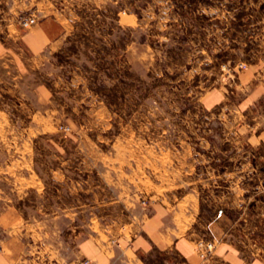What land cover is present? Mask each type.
Returning <instances> with one entry per match:
<instances>
[{
    "label": "rangeland",
    "instance_id": "rangeland-1",
    "mask_svg": "<svg viewBox=\"0 0 264 264\" xmlns=\"http://www.w3.org/2000/svg\"><path fill=\"white\" fill-rule=\"evenodd\" d=\"M46 15L63 36L25 55L20 36ZM263 55L264 0H0V239L22 264L75 258L86 236L106 245L109 264H129L121 236L160 202L149 180L160 156L175 168L176 150L159 146L176 144L220 73ZM232 153L238 178L200 197L213 225L194 231L264 257V159L245 167ZM161 254L137 253L180 263Z\"/></svg>",
    "mask_w": 264,
    "mask_h": 264
},
{
    "label": "crops",
    "instance_id": "crops-1",
    "mask_svg": "<svg viewBox=\"0 0 264 264\" xmlns=\"http://www.w3.org/2000/svg\"><path fill=\"white\" fill-rule=\"evenodd\" d=\"M64 32L61 20L43 16L22 33L20 47L25 55L34 57L57 42ZM150 65L143 64L144 70ZM244 65L239 69L235 64L232 70L220 73L215 84L200 94L202 109L184 114L185 126L176 144L159 146L176 150L175 168L170 169L172 158L164 161L160 156L157 172L151 173V189L160 202L153 204L150 215L142 223L129 225L128 238L121 236V252L124 256L127 252L133 255L129 264L132 259L134 264H146L137 253L147 255L153 250L164 257L171 254L178 262L188 264H264V257L247 251L233 240L209 242L194 231L197 225L205 228L213 225V220L201 222L200 197L204 194L215 197L221 191L216 182L238 178L239 171L231 168L232 151L240 152V164L245 167L253 166V159H264V55ZM44 124L43 128L50 129L55 123L49 118ZM164 164L169 168L164 169ZM199 240L212 245L205 262L196 250ZM75 242L76 259H88L92 264L110 263V251L98 239L86 236ZM16 253L6 238L0 239V264H22L24 259ZM48 258L49 264H71L75 260L71 255L55 252Z\"/></svg>",
    "mask_w": 264,
    "mask_h": 264
},
{
    "label": "built area",
    "instance_id": "built-area-1",
    "mask_svg": "<svg viewBox=\"0 0 264 264\" xmlns=\"http://www.w3.org/2000/svg\"><path fill=\"white\" fill-rule=\"evenodd\" d=\"M34 23H35V18L32 17L29 20L25 21L23 24L26 26V25H31V24H34ZM244 67H245V65L243 63L238 64V68L239 69H242ZM221 212H222V210L219 209L218 213L220 214ZM196 250H197V253L199 254V256L205 262L207 260L208 256H209V253L212 250V245L210 243L207 244V243L203 242L202 240H199L197 242ZM83 263L87 264V263H89V260H85ZM179 264H188V263L185 262V261H181Z\"/></svg>",
    "mask_w": 264,
    "mask_h": 264
}]
</instances>
